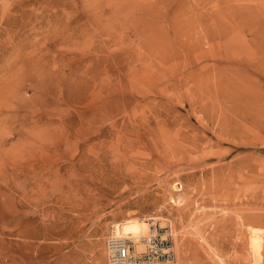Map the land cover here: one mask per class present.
<instances>
[{"label": "rangeland", "instance_id": "1", "mask_svg": "<svg viewBox=\"0 0 264 264\" xmlns=\"http://www.w3.org/2000/svg\"><path fill=\"white\" fill-rule=\"evenodd\" d=\"M153 217L168 264H264V0H0V264Z\"/></svg>", "mask_w": 264, "mask_h": 264}, {"label": "built area", "instance_id": "2", "mask_svg": "<svg viewBox=\"0 0 264 264\" xmlns=\"http://www.w3.org/2000/svg\"><path fill=\"white\" fill-rule=\"evenodd\" d=\"M151 231L145 236L144 250L136 248L135 241L127 236L117 235L112 229L106 240L108 264H168L176 258L174 240L167 227L150 219Z\"/></svg>", "mask_w": 264, "mask_h": 264}, {"label": "bare ground", "instance_id": "3", "mask_svg": "<svg viewBox=\"0 0 264 264\" xmlns=\"http://www.w3.org/2000/svg\"><path fill=\"white\" fill-rule=\"evenodd\" d=\"M133 176L135 177V175H133ZM150 219H155L156 220V217H153V218H150ZM149 220L146 221L145 219H136L135 218V219H128V220H126V221H124L122 223H116L115 224L116 228L113 227L114 233L117 234V235H122V236H127V237L132 238L135 241L136 248L138 250H144L145 249L144 238H145V236H147L149 231H151V227H150L151 223H150ZM162 224H164V223L160 224L161 227H166V225H162ZM256 235L258 236L259 234H256ZM258 238H259V236H258ZM260 243L262 245V242H260ZM262 247H263V245H262Z\"/></svg>", "mask_w": 264, "mask_h": 264}]
</instances>
